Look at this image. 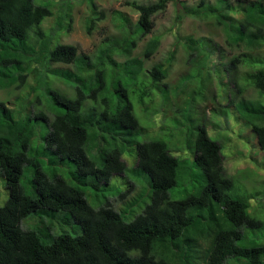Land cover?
<instances>
[{"label": "trees", "instance_id": "1", "mask_svg": "<svg viewBox=\"0 0 264 264\" xmlns=\"http://www.w3.org/2000/svg\"><path fill=\"white\" fill-rule=\"evenodd\" d=\"M172 1L177 0L127 1L138 13L134 27L115 11L129 31L104 37L90 56L73 45L51 48L53 39L41 29L52 16L48 6L36 0H0V89L21 88L30 74L37 76L15 109L0 101V173L7 191L0 207V264H264V244L245 239L243 233L264 230V222L250 213L254 194L236 193L224 167L223 147L210 138L207 126L187 120L194 127L184 135L183 159L176 154L179 148L170 149L162 138L140 140L145 129L130 94L139 89L135 103L146 112L155 96L166 100L168 95L162 93L167 92V70L160 64L150 70L144 66L156 53L158 38L149 40L140 56L132 53L153 33L154 17ZM88 2L90 33L104 14L97 12L94 0ZM61 7L55 30L63 28L66 18L71 21V6ZM186 15L212 19L228 48H243L223 65L230 87L228 97H220L228 101L224 111L232 107L264 151V102L258 99L264 97V56L250 53L264 45V0H201L196 8H187ZM203 40L188 39L197 48L186 45L204 49L199 55L208 68L206 82L196 87L199 94L217 71L208 65L212 48L200 45ZM241 63L251 67L246 84L237 72ZM245 88L256 91L258 98L244 97ZM190 102L194 107L195 101ZM133 154L136 164L128 167L123 156ZM187 162L192 191L170 200L168 192ZM25 168L33 196L20 185ZM113 177L122 178L124 191H112ZM115 198L125 206L116 210ZM58 212L64 213L62 224H73L81 233L53 236L49 227L21 228L28 215L54 220Z\"/></svg>", "mask_w": 264, "mask_h": 264}, {"label": "rangeland", "instance_id": "2", "mask_svg": "<svg viewBox=\"0 0 264 264\" xmlns=\"http://www.w3.org/2000/svg\"><path fill=\"white\" fill-rule=\"evenodd\" d=\"M127 1L147 4L155 0H94L97 12H102L104 18L95 23L90 33L87 32L86 28L87 21L91 17L88 0H83L81 3L68 0H62V3L59 0H36V3L46 5L52 11V16L45 18L41 24V29L46 36L53 39L51 48L57 43L73 45L79 51L91 56L101 45L104 37L121 36L129 31L128 28L121 26V22L113 14L115 11L122 13L124 18L128 19L129 25L127 26H130V29L134 27L138 13L125 4ZM200 1L177 0L169 2L166 10L154 17L155 27L153 33L139 42L132 53L133 57L140 56L148 41L158 38V49L153 57L145 62L144 66L145 69L150 70L154 65L160 64L167 70L166 79L163 81L167 85V92L162 93L164 97L168 95L166 100L159 95L155 96L154 101L150 103L151 108L146 112L144 107H140L135 103L134 95L138 94L139 89L135 88V94H130L135 115L140 125L145 129V133L140 136V140L162 138L168 143L170 149L177 150L171 145L177 146L179 150L176 154L183 159L187 157V149H182L184 135H187L188 131L195 125L204 123L207 126L210 138L219 141L223 147L224 167L227 174L231 176L236 193L245 197L254 194L250 199V213L264 222V151L260 150L254 133L244 120L236 114L234 109L232 114V107L226 108L225 113L223 107L228 101L221 100L220 97L223 94L228 97L227 88L230 87L223 65H227L234 56L239 55L244 50L243 48H228L225 44L223 31L220 27L214 25L212 19H199L186 15V9L196 8ZM205 1L214 3L215 0ZM61 5L71 6L69 10L71 21L68 24L69 20L66 18L63 28L55 30L57 17L61 13L60 8H65ZM68 26L70 28L66 29ZM188 39L194 41L204 39L203 42H200V45L211 46V62L208 65L217 69L212 83L201 94L196 90V87H200L203 82H206L205 72L208 66L202 55H199L204 49L201 47L194 51L187 48L186 45L191 47L196 45L191 41L188 42ZM195 47L197 48V45ZM250 53L264 56V45L252 50ZM53 67L65 68L67 66L54 65ZM250 68L246 63L238 65L237 72L244 84H246V75L251 73ZM36 77L34 74H30L25 85L21 88L13 85L9 88L0 89V101L5 102L9 108L15 109L17 100L24 98L29 93L30 88L36 85ZM222 86L225 87L224 90H222ZM63 89L66 90L67 88L63 86ZM245 89L244 97L258 98L256 91L251 88ZM37 94L34 93V100H36ZM258 99H262V102H264V97ZM192 100L195 101L194 107L190 108L189 104ZM40 109V106H36L37 111ZM177 110L178 112H176ZM154 111L157 114L155 118H153ZM162 112L165 115L163 119L161 118ZM16 118L18 119L17 116ZM188 119L193 121V127L187 122ZM37 123L39 126L44 125L41 120H38ZM123 159L128 167H133L136 164L135 154L124 155ZM187 165H190V162H187L185 169L180 171L177 185L168 192L170 200H179L185 196L186 192L192 191L189 181L190 169ZM29 174L28 168H25L20 185L25 194L33 196L32 187L27 182ZM114 178L117 177L112 178V191H117L116 189L124 191L126 187L122 178H120L121 180L118 178L114 180ZM138 186L140 187V185ZM108 197L113 198L110 195ZM6 200L7 191L0 173V207L3 206ZM87 200L93 207L90 199ZM113 204L116 210L125 206L117 198L113 199ZM63 216L64 213L58 212L53 220L46 216L31 214L23 218L20 225L25 230H38L49 227L50 234L53 236L61 234L79 235L81 232L75 225L62 224L61 219ZM243 233L245 239H255L257 242L264 244V230L243 229Z\"/></svg>", "mask_w": 264, "mask_h": 264}]
</instances>
